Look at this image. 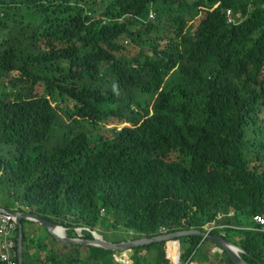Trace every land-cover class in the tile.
<instances>
[{"label": "trees", "instance_id": "16d2710c", "mask_svg": "<svg viewBox=\"0 0 264 264\" xmlns=\"http://www.w3.org/2000/svg\"><path fill=\"white\" fill-rule=\"evenodd\" d=\"M263 5L0 0V206L113 243L223 225L210 234L264 263ZM28 222L24 264H192L214 246L114 252Z\"/></svg>", "mask_w": 264, "mask_h": 264}, {"label": "water", "instance_id": "95a60500", "mask_svg": "<svg viewBox=\"0 0 264 264\" xmlns=\"http://www.w3.org/2000/svg\"><path fill=\"white\" fill-rule=\"evenodd\" d=\"M0 211L14 214L17 218V223L19 225V260L20 264H24V239H25V227L24 221L37 222L40 225L44 226L48 231L60 242L68 243L71 245H85L92 246L97 248H102L105 250H110L114 252H125L130 251L135 248L142 246L150 245L153 243L159 242H178L180 247V239L184 237H199L202 240H206L216 246L217 249L226 252L232 259L234 264H249L246 262L242 255H248L250 258L256 260L258 264H264L259 259L254 258V256L248 254L241 246L234 243L232 240L225 237L223 234H209L200 230H185L176 233L162 234L154 238H140V239H130L121 243H113L106 241L98 231L88 229V232L91 233L92 239H85L83 237L69 238L68 236H59V230L61 228L67 229L63 226H60L50 220L41 217L40 215L32 212H21V211H9L0 206ZM80 229L84 227H79ZM78 229V228H76ZM74 229V230H76Z\"/></svg>", "mask_w": 264, "mask_h": 264}, {"label": "built area", "instance_id": "2783aa9c", "mask_svg": "<svg viewBox=\"0 0 264 264\" xmlns=\"http://www.w3.org/2000/svg\"><path fill=\"white\" fill-rule=\"evenodd\" d=\"M264 9V5H263ZM149 18L153 20L155 14L153 11L150 12ZM228 23H235V19L232 16V10L227 9ZM29 210V208H27ZM102 214L106 215V211L102 210ZM254 222L258 224L260 230L264 232V215H256L253 218ZM224 226H217L215 224L207 225L205 227V232L211 233L213 229L220 228ZM65 230V236H68V229ZM88 232V228L84 227L82 229L78 228L75 230L77 236L83 237L84 232ZM161 232H166L162 229ZM224 235V233H222ZM63 236V237H65ZM0 239H1V249H0V264H18L17 258L19 257V225L17 223V218L14 214L0 211ZM176 264H181L178 262Z\"/></svg>", "mask_w": 264, "mask_h": 264}, {"label": "crops", "instance_id": "0c3cea01", "mask_svg": "<svg viewBox=\"0 0 264 264\" xmlns=\"http://www.w3.org/2000/svg\"><path fill=\"white\" fill-rule=\"evenodd\" d=\"M20 207H21V205L18 201L11 200L3 208H5L9 211H19ZM26 228H27L28 232H30L32 234L37 233L39 238L47 239L49 236L54 237L48 231V229H46L44 226L40 225L37 222L29 221L28 224L26 225ZM98 232L100 233V231H98ZM59 236H62V235L59 234ZM0 246H1V239H0ZM180 246H181V242H180ZM0 249H1V247H0ZM208 249H209V247H208ZM180 250H181V248L179 247V252H180ZM222 252L223 251L217 249L216 247L211 246L210 247V256L208 257V259L205 260L202 258L201 259L198 258V260H196L192 264H222L223 263ZM116 260H119V258L116 257Z\"/></svg>", "mask_w": 264, "mask_h": 264}, {"label": "rangeland", "instance_id": "374dc122", "mask_svg": "<svg viewBox=\"0 0 264 264\" xmlns=\"http://www.w3.org/2000/svg\"><path fill=\"white\" fill-rule=\"evenodd\" d=\"M78 129L81 130V129H82L81 126H79ZM104 233H105V234L107 233V231L105 232V229L100 230V235H101V234H104ZM180 248H181V246H180Z\"/></svg>", "mask_w": 264, "mask_h": 264}, {"label": "bare ground", "instance_id": "6f19581e", "mask_svg": "<svg viewBox=\"0 0 264 264\" xmlns=\"http://www.w3.org/2000/svg\"><path fill=\"white\" fill-rule=\"evenodd\" d=\"M59 234L62 235V236H65V230L63 228H61L59 230Z\"/></svg>", "mask_w": 264, "mask_h": 264}]
</instances>
